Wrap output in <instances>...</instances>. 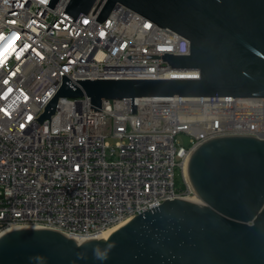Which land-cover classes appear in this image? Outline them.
Returning <instances> with one entry per match:
<instances>
[{
    "label": "built area",
    "instance_id": "obj_1",
    "mask_svg": "<svg viewBox=\"0 0 264 264\" xmlns=\"http://www.w3.org/2000/svg\"><path fill=\"white\" fill-rule=\"evenodd\" d=\"M0 0V235L15 228H51L85 241L98 238L166 199L196 196L186 178L193 151L230 135L264 139V97L178 96L91 99L61 96L73 78L198 77L163 58L189 54L190 41L125 5L105 21L100 9L75 21L69 0ZM186 138V143L181 141ZM177 170L182 186H178Z\"/></svg>",
    "mask_w": 264,
    "mask_h": 264
},
{
    "label": "water",
    "instance_id": "obj_2",
    "mask_svg": "<svg viewBox=\"0 0 264 264\" xmlns=\"http://www.w3.org/2000/svg\"><path fill=\"white\" fill-rule=\"evenodd\" d=\"M59 0H49L54 7ZM125 5L190 41L189 54H129L163 58L198 77L73 78L62 84L35 119L55 112L59 97L103 99L178 96L264 97V0H69L73 19L100 9L105 21ZM199 198L166 199L111 230L77 241L51 228H15L0 235V264H264V139L230 135L198 146L188 163Z\"/></svg>",
    "mask_w": 264,
    "mask_h": 264
},
{
    "label": "bare ground",
    "instance_id": "obj_3",
    "mask_svg": "<svg viewBox=\"0 0 264 264\" xmlns=\"http://www.w3.org/2000/svg\"><path fill=\"white\" fill-rule=\"evenodd\" d=\"M185 175H186L187 180L189 181L188 171H187V170H186ZM189 182H190V181H189ZM190 200H193V201H199V198L195 196V197H193V198H190ZM121 224H122V223H121ZM121 224H118V225L114 226L113 228H111V229L108 230L107 232H105V233H103L102 235H100L98 238L105 237V236H106L111 230H113L114 228L118 227V226L121 225ZM27 228H28V227H27ZM76 240L79 241V242H81L80 239H76Z\"/></svg>",
    "mask_w": 264,
    "mask_h": 264
},
{
    "label": "rangeland",
    "instance_id": "obj_4",
    "mask_svg": "<svg viewBox=\"0 0 264 264\" xmlns=\"http://www.w3.org/2000/svg\"><path fill=\"white\" fill-rule=\"evenodd\" d=\"M180 140L181 141L183 140V142L186 143V138L185 137H182ZM176 176H177L178 186H182V183L183 182H182V178H181V175H180V171L179 170H177V175Z\"/></svg>",
    "mask_w": 264,
    "mask_h": 264
},
{
    "label": "snow or ice",
    "instance_id": "obj_5",
    "mask_svg": "<svg viewBox=\"0 0 264 264\" xmlns=\"http://www.w3.org/2000/svg\"><path fill=\"white\" fill-rule=\"evenodd\" d=\"M0 38H2V37H0Z\"/></svg>",
    "mask_w": 264,
    "mask_h": 264
}]
</instances>
